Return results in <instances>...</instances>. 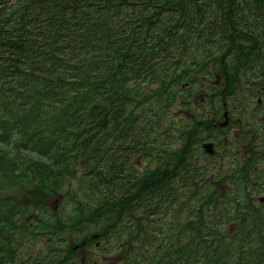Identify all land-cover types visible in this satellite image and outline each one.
Segmentation results:
<instances>
[{"label": "trees", "instance_id": "16d2710c", "mask_svg": "<svg viewBox=\"0 0 264 264\" xmlns=\"http://www.w3.org/2000/svg\"><path fill=\"white\" fill-rule=\"evenodd\" d=\"M263 27L264 0H0V166L35 197L12 212L0 200V264H62L65 235L92 222L154 258V236L175 230L183 258L198 251L208 215L193 204L226 200L196 198L216 185L208 166L194 168L193 138L178 147L162 122L189 100L182 86L209 66L223 74L207 60L247 58ZM56 195L70 207L49 209Z\"/></svg>", "mask_w": 264, "mask_h": 264}, {"label": "flooded vegetation", "instance_id": "af4514ba", "mask_svg": "<svg viewBox=\"0 0 264 264\" xmlns=\"http://www.w3.org/2000/svg\"><path fill=\"white\" fill-rule=\"evenodd\" d=\"M254 30L260 42L247 58L233 59L229 54L221 62L207 60L209 64L223 65V74L214 73V67L209 66L211 74L200 76L191 91H187L188 85L180 91L189 100H180L178 147L181 136L193 138L191 164L200 168L207 165L206 173L216 184L208 189L193 187L192 192L197 199L203 189L208 196L217 192L213 199L226 200L222 204H193L205 208L208 215L202 221L207 223V233L197 240L204 243L200 249L183 258L182 233L175 230L174 235L154 236L164 240L155 246L163 248L161 256L154 258L150 245L136 244L135 236L98 230L67 236L62 264H264V27ZM205 145L211 146L213 154L205 152ZM150 238L146 235V239ZM215 242L241 245L239 250L228 246L232 251H209ZM142 246L146 247V256L139 249Z\"/></svg>", "mask_w": 264, "mask_h": 264}, {"label": "rangeland", "instance_id": "374dc122", "mask_svg": "<svg viewBox=\"0 0 264 264\" xmlns=\"http://www.w3.org/2000/svg\"><path fill=\"white\" fill-rule=\"evenodd\" d=\"M173 119H174V125L171 121L170 116H167L165 120H163L162 122V130L160 132L161 136H164V130H169L171 133H174L175 127L177 126V123L175 121V114H173ZM173 140H171L169 146L171 148H175L176 147V142L174 141V143H172ZM4 163L7 161L8 159V155L4 154ZM1 167V171H0V200L4 201V206L7 207V212H12V208L16 207V205H23V203H29L30 199H34L35 197L33 195L28 194V188H22V185L16 184L17 182H21V180H18L17 182H12L10 181V178L12 177H16L19 176L20 173L19 172H7L6 170H4L3 166ZM9 180V181H8ZM222 185L224 184V180L220 179ZM228 185L231 186V182H228ZM62 196V195H61ZM56 197V196H55ZM55 197H51L50 198V206H54L55 211L57 210V212L60 211H64L66 209V207H70V201L68 200L67 197H59L57 202L53 203L56 199ZM47 203V201H46ZM28 210V209H27ZM30 210V211H29ZM28 210V212L30 213L32 211V209L30 208ZM69 211H71V209H69ZM95 226V223L92 222L90 224H88V226L85 227V229H91ZM31 247H33V252L36 250V246H34L33 243H31ZM22 259L26 257V259L28 258V256L26 254H22L21 255Z\"/></svg>", "mask_w": 264, "mask_h": 264}, {"label": "water", "instance_id": "95a60500", "mask_svg": "<svg viewBox=\"0 0 264 264\" xmlns=\"http://www.w3.org/2000/svg\"><path fill=\"white\" fill-rule=\"evenodd\" d=\"M210 145H205V152L208 154H213V151L210 149Z\"/></svg>", "mask_w": 264, "mask_h": 264}]
</instances>
